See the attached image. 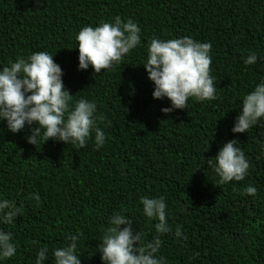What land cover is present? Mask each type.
Listing matches in <instances>:
<instances>
[{"label": "trees", "instance_id": "16d2710c", "mask_svg": "<svg viewBox=\"0 0 264 264\" xmlns=\"http://www.w3.org/2000/svg\"><path fill=\"white\" fill-rule=\"evenodd\" d=\"M115 16L138 24L141 44L100 74L78 70L75 34ZM181 36L211 43L217 98H189L186 109L164 114L169 101L152 98L141 64L151 38ZM37 51L55 53L74 100L96 104L105 144L90 137L81 148L41 134L32 145L29 128L11 133L0 121V197L20 209L13 225L0 224L17 245L3 264H33L37 246L51 250L69 235L79 238L81 264H102L93 250L106 218L123 212L147 242L155 221L139 198L161 195L169 224L187 237H162L167 264H264V137L259 127L231 132L241 97L264 77V0H0V65ZM250 52L258 59L245 65ZM234 138L249 174L218 184L208 161ZM248 184L256 196L243 193Z\"/></svg>", "mask_w": 264, "mask_h": 264}, {"label": "clouds", "instance_id": "9594fccd", "mask_svg": "<svg viewBox=\"0 0 264 264\" xmlns=\"http://www.w3.org/2000/svg\"><path fill=\"white\" fill-rule=\"evenodd\" d=\"M140 32L136 22L122 20L120 16L94 27H81L75 34L74 47L78 52V70L91 67L94 73L100 74L101 70L112 68L141 44ZM211 48L210 42L197 41L190 36L150 39L141 65L153 85L152 98L169 101V106L160 109L162 113L186 109L189 98L198 101L217 98L215 78L210 74ZM54 54L37 51L0 65V121L11 133L29 128L26 141L32 145L42 134L43 142L52 139L65 144L77 143L81 148L92 137L95 146L100 148L105 144V132L96 124V104L84 98L73 99L64 87L63 71L54 62ZM257 59V55L250 52L243 63L253 65ZM238 108L231 132L247 133L259 127L264 137L261 127L264 125V77L241 97ZM207 149L208 142L205 151ZM259 151L264 154V139L259 140ZM208 164L218 184L244 180L251 167L235 138L223 143ZM243 193L254 197L257 188L248 184ZM32 198L39 201L35 193ZM139 204L143 216L155 221L152 238L145 242L142 234L133 229L129 217L113 211L106 218L99 243L93 250L99 252L102 264H167L160 254L162 237L172 233L176 238H187L180 226L173 230L169 224L164 196H142ZM19 213L20 209L11 200L0 197V224L13 225ZM66 239V244L51 250L37 246L33 264H45L50 252L52 264H81L78 236L69 235ZM16 254L12 232L0 229V264Z\"/></svg>", "mask_w": 264, "mask_h": 264}]
</instances>
